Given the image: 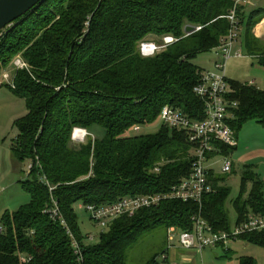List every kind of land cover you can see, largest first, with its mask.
<instances>
[{
	"label": "trees",
	"instance_id": "obj_1",
	"mask_svg": "<svg viewBox=\"0 0 264 264\" xmlns=\"http://www.w3.org/2000/svg\"><path fill=\"white\" fill-rule=\"evenodd\" d=\"M234 2L43 0L0 33V74L17 54L29 65L15 73L14 88L0 86L26 100L28 114L17 122L12 148L31 164L29 177L21 181L30 202L6 211L0 220V264H80L68 230L81 246V264H126L128 251L157 227L192 230V217L201 213L220 232L252 212L264 216V181L249 168L235 199H230L227 177L211 169L213 191L201 205L169 199L142 208L113 221L97 243L81 233L75 211L78 202L103 205L126 196L165 193L190 176L194 146L185 131L164 124L155 133L129 131L161 119L167 105L192 119L205 118L204 101L194 93L203 69L194 59L219 47L229 32L225 16ZM259 13L239 7V38L246 53L264 67V42L253 32ZM188 24L200 29L187 35ZM168 35L178 41L154 56L140 53L143 41ZM230 86L229 123L239 138L250 121L264 126V90L231 79ZM95 126L105 130L102 138L91 134ZM76 127L88 131L85 142L72 140ZM237 147L217 144L214 155L230 157ZM54 202L67 227L51 217ZM238 240L264 248V231ZM239 263L258 264L251 256L240 257ZM144 264H159L158 254Z\"/></svg>",
	"mask_w": 264,
	"mask_h": 264
},
{
	"label": "built area",
	"instance_id": "obj_2",
	"mask_svg": "<svg viewBox=\"0 0 264 264\" xmlns=\"http://www.w3.org/2000/svg\"><path fill=\"white\" fill-rule=\"evenodd\" d=\"M249 2L250 0H235L231 12L225 16L230 23L229 32L221 40L219 47L214 50L222 53L224 60L221 63H216L214 70H202L199 82L194 87V93L204 101L205 118L203 120L192 119L182 109L170 105L165 106L161 112L160 118L163 124L170 128L185 131L189 142L193 144L192 173L165 193L126 196L103 205H84L92 221L99 225L102 231L108 229L110 224L117 218L133 216L140 209L157 206L165 200H193L201 205L204 195L213 191L208 179L209 171L213 169L208 166V162L211 160L222 157V172L229 173L232 171L233 163L228 156L214 154L217 152V144L229 147L238 146V136L229 123L232 114L229 109L231 103L228 101L227 96L231 92V86L226 71L227 64L233 56L237 58L244 57V54L240 51L234 55L233 50L242 30L238 16L239 7ZM199 29L200 27L197 30ZM176 41H178V38L171 35L163 37L160 42L145 40L140 44V53L144 57L154 56ZM9 67L14 69L15 75L18 70L28 69L29 65L21 54H17L8 67L1 72L0 83L9 82L10 85H7L14 88V76L11 79ZM135 128L138 131L140 130V126ZM88 134L86 129L76 127L72 134V140L75 143H83ZM156 170L159 171L158 168ZM49 212L53 219H60L62 224L67 227L65 220L60 215L57 202H54V206ZM192 222L194 225L192 230H182L177 226L168 227L166 248L161 253L163 260L167 261L170 251L177 246L184 251H197L199 253L209 247H223L229 250V246L236 242L240 236L251 232L264 231V216L254 212L228 231H215L201 213L195 214L192 217ZM68 232L74 252L81 264L84 260L81 246L73 233L70 230ZM93 240L94 236L88 234L87 241L91 242Z\"/></svg>",
	"mask_w": 264,
	"mask_h": 264
},
{
	"label": "rangeland",
	"instance_id": "obj_3",
	"mask_svg": "<svg viewBox=\"0 0 264 264\" xmlns=\"http://www.w3.org/2000/svg\"><path fill=\"white\" fill-rule=\"evenodd\" d=\"M241 42L242 35L236 41L233 53L235 55V53L240 51L244 54V57L237 58L233 56L229 60L226 71L227 76L231 80L251 81L258 88L264 89V67L260 66L258 58L246 53L241 46ZM223 60L222 53L211 51L199 54L194 59V63L204 70H214L216 63H221ZM8 70L10 71L11 79H13L14 69L9 67ZM6 84L10 85L9 82L4 83V85ZM27 114L26 100L16 95L9 87L0 86V220L6 211L14 212L20 206L30 202V195L23 189L21 181L29 177L31 164L29 160H21L12 148L19 132L17 122ZM162 126V120L158 119L153 124L142 126L139 131L136 128L130 130L129 135L155 133ZM91 134L95 138H102L105 130L95 126L92 128ZM229 159L233 163L232 172H222V157L209 161L208 166L213 168L216 173L227 177L228 183L232 188L230 199H235L241 192L242 179L248 170L247 168L253 170L264 181V126L256 121L246 123L239 133L237 150L233 151ZM250 190L251 183L247 185V194ZM75 211L78 216L81 233L83 235L92 234L94 240L91 242L97 243L102 228L92 221L90 214L81 202L75 204ZM230 216L231 223L234 224L236 213L232 210ZM167 230L168 228L160 226L148 233L128 251L126 264H144L156 254H158L159 264H169L168 261L163 260L161 257V253L167 244ZM178 235L179 232L177 237ZM237 241H239L237 246L231 244V248L235 253L228 255V257H225V248L209 247L202 254L198 253L197 256H192L191 259L196 260L197 264H240V257L251 256L257 260L258 264H264L263 247L242 243L240 240Z\"/></svg>",
	"mask_w": 264,
	"mask_h": 264
},
{
	"label": "crops",
	"instance_id": "obj_4",
	"mask_svg": "<svg viewBox=\"0 0 264 264\" xmlns=\"http://www.w3.org/2000/svg\"><path fill=\"white\" fill-rule=\"evenodd\" d=\"M244 6H245V10L247 12L248 11L250 12L252 10H260L261 11V13H259V15L257 16L258 19L261 18V20L254 27L253 31H254V34L258 38H260L262 41H264V0H250V2ZM248 83L255 85V83H251V81ZM237 242H239V241L233 242L232 244L234 246H237V244H238ZM231 246L232 245L229 246V250L225 249L227 255H232L235 253V251L231 248ZM186 252H190V253H186ZM186 252L181 250L177 246L176 248H174L170 251L167 261L169 262V264H181V263L197 264L196 260H193L191 258H192V256H197V254L199 252H197V251L196 252L186 251ZM200 254H202V252Z\"/></svg>",
	"mask_w": 264,
	"mask_h": 264
},
{
	"label": "water",
	"instance_id": "obj_5",
	"mask_svg": "<svg viewBox=\"0 0 264 264\" xmlns=\"http://www.w3.org/2000/svg\"><path fill=\"white\" fill-rule=\"evenodd\" d=\"M42 1L43 0H0V33ZM197 29V26L188 24L185 26V33L189 35Z\"/></svg>",
	"mask_w": 264,
	"mask_h": 264
}]
</instances>
